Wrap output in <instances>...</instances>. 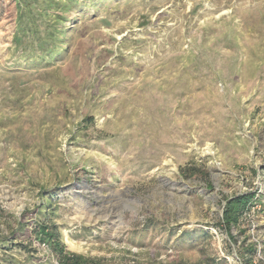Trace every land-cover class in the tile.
I'll list each match as a JSON object with an SVG mask.
<instances>
[{
    "label": "rangeland",
    "instance_id": "1",
    "mask_svg": "<svg viewBox=\"0 0 264 264\" xmlns=\"http://www.w3.org/2000/svg\"><path fill=\"white\" fill-rule=\"evenodd\" d=\"M74 4L49 9L65 19L48 23L59 53L43 58L33 36L13 41L0 3V264H60L35 231L48 217L95 264H255L264 0ZM245 193L227 232V199ZM198 229L209 237L185 238Z\"/></svg>",
    "mask_w": 264,
    "mask_h": 264
},
{
    "label": "trees",
    "instance_id": "2",
    "mask_svg": "<svg viewBox=\"0 0 264 264\" xmlns=\"http://www.w3.org/2000/svg\"><path fill=\"white\" fill-rule=\"evenodd\" d=\"M73 1L75 2H71V0H41L40 5L42 7L39 11L37 9L39 0H8V5L10 4L13 6L15 11V20L13 23H15L16 29L13 41L20 44V42L24 41V38L33 36V42L36 44L35 47L41 50L42 57H54V53H59L58 43L52 44L48 40H59L54 27L48 25V23H60L64 21L65 18L62 15L50 13L49 9H55L56 11L66 13L75 8L74 3H76V0ZM42 26L45 27L43 31L41 28ZM190 169L191 168H187L188 171ZM44 191L45 190L42 192L43 203L41 205L49 208L53 205L52 201L55 195L47 194V196L44 194L46 193ZM254 197L255 196L252 193H245L227 199L222 216V223L227 232L232 227L236 226L241 214L253 203ZM35 231L39 234L38 238L42 243L47 242L53 247L55 254L59 256L60 264H91L95 262L93 259L87 258L81 254L65 252L62 234L54 217L45 218L43 221L39 220V223L36 224ZM197 233L209 237V232L204 229H198L196 231L188 232L185 238ZM256 252L257 247L254 248V254H256ZM206 260L208 264L219 263L215 257L207 258ZM245 264H252V262L247 261Z\"/></svg>",
    "mask_w": 264,
    "mask_h": 264
},
{
    "label": "built area",
    "instance_id": "3",
    "mask_svg": "<svg viewBox=\"0 0 264 264\" xmlns=\"http://www.w3.org/2000/svg\"><path fill=\"white\" fill-rule=\"evenodd\" d=\"M220 253H221V255H224V253H223V251L220 249ZM255 257H256V263H261V262H263V260H264V257H263V255H262V250L261 249H257V252H256V254H255Z\"/></svg>",
    "mask_w": 264,
    "mask_h": 264
}]
</instances>
